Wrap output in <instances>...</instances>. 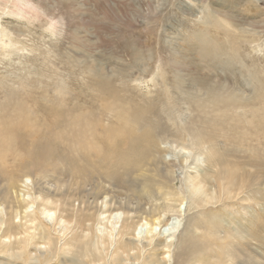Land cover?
<instances>
[{
	"label": "bare ground",
	"instance_id": "1",
	"mask_svg": "<svg viewBox=\"0 0 264 264\" xmlns=\"http://www.w3.org/2000/svg\"><path fill=\"white\" fill-rule=\"evenodd\" d=\"M11 6L0 3L3 56L12 48L27 49L21 34L7 28L1 15L27 19L30 24L35 11L33 6L17 3L13 10ZM203 23L205 29L212 25L222 31L225 38L218 43L205 36V29L193 33L202 44L200 58L215 56L218 50L231 55L245 41L222 15ZM55 24L52 19L44 31L54 30ZM163 70L158 67L156 72L162 78L157 102L137 100L109 76L89 68L75 89L63 78L53 82L50 90L48 84L43 86L39 97L45 102L33 108L29 102L36 104L38 97L29 91L27 78L16 82L0 74V264H28L32 251L42 246L46 252L43 258L39 255L38 264H109V257L115 261L130 251H135L137 264H264V191L260 188L264 170L247 171L242 177V164L235 162L227 145L226 151L216 144L209 146L221 137L234 146V152L248 149L252 158H264V83L252 101L225 92H210L204 100H196L194 122L205 128V135L194 140L189 138L191 127L174 128L163 120L160 109L173 112L175 107L173 84L166 81ZM150 80L156 85L154 77ZM168 136L174 137L167 141L173 146L169 151L174 157L169 160L161 148ZM206 145L201 153L215 171L197 174L190 153ZM105 182L127 189L130 198L121 202L125 209L120 205L109 209L108 203L101 209L100 184ZM246 191L257 196L254 203L260 207L255 218L238 221V226L225 224L213 214L214 208L229 201L249 202L242 196ZM146 198L152 201L146 208L153 213L148 218L140 214L145 212L141 204ZM184 199L196 211L180 227L179 204L169 202ZM127 235L134 239H126ZM157 236L160 251L142 257L146 246L141 241L151 246ZM258 248L263 254L256 252ZM156 255L162 256L163 263Z\"/></svg>",
	"mask_w": 264,
	"mask_h": 264
},
{
	"label": "rangeland",
	"instance_id": "2",
	"mask_svg": "<svg viewBox=\"0 0 264 264\" xmlns=\"http://www.w3.org/2000/svg\"><path fill=\"white\" fill-rule=\"evenodd\" d=\"M8 2L11 3L12 10L17 3L21 6H33L35 9L31 13L30 24L27 19L1 15L7 28L21 34L28 52L12 48L5 57L0 53V74L13 78L16 82L20 77L27 78L25 81L30 85L29 91L38 97L36 104L29 102L31 108L45 102L39 97L44 92L43 86L48 84L50 90L53 82L63 78L75 89L76 85H82L81 77L89 68L96 74L109 76L127 95H134L137 100L157 102L162 78L156 72L160 67L164 69L166 81L173 84L171 90L175 102L173 112L166 108L160 109L163 120L167 124H174V128L191 127L193 132L189 138L199 140L198 136L205 135V128L194 122L196 100H204L210 92H225V95L233 94L240 101H252L261 91L260 84L264 83V0H0L3 4ZM210 15H222L230 21L234 30L245 37V41L239 42L240 46L235 53L230 55L228 51L218 50L215 56L208 54L203 58L199 57L202 44L192 34L205 29L206 23L203 22L211 19ZM50 19L57 21V25L52 31H44ZM205 33L207 38L218 43H222L225 38L223 32L212 25L205 29ZM31 48L34 50L31 51ZM175 64L177 68L174 67ZM152 77L155 78L156 85H152ZM49 95H53L51 91ZM239 110L241 109H238V113H243ZM173 138L168 136L161 144L166 152L162 156L167 160L174 157L169 151H173V146L169 144ZM248 141L253 144L252 138ZM226 142L217 137L209 146L216 144V147L226 151L227 145L231 156H236L233 158L235 162L242 164V177L247 171L261 173L264 170V158H252L247 148L234 152V146H229ZM207 145L197 146L190 153L191 156L194 155V167L197 165L192 171L197 174H203L205 170L215 171L205 161V152L201 153L207 149ZM244 154L251 159L242 158ZM249 161H254V164ZM175 182L179 185L178 179ZM100 185L101 192L103 191L99 194L102 210L106 208L105 203H108L107 208L115 209L130 198L129 192L122 186L108 182ZM260 188L264 191V183H260ZM254 193H243L242 196L246 199L248 197L249 202L229 201L214 208L213 214L223 219L225 224L232 222L238 226V221L245 222V219L255 218L260 205L254 203V198L257 197ZM105 194L108 197L100 201ZM113 201L115 204L112 205ZM136 201L133 198L132 204ZM149 203L152 201L146 198L141 204L145 212L140 214L146 218L153 215L146 209ZM169 203L179 204L180 227L185 226L187 216L196 211L193 205L188 208L189 201L186 199L180 203ZM73 204L75 207L79 206L78 201ZM146 230L147 227L144 226L143 233ZM125 238L134 239L132 235ZM154 239L151 246L146 240L141 241V245L146 246L142 257L160 251L156 244L158 236ZM42 247L32 251L28 264H38L39 255L43 258L46 247ZM150 247L154 250L149 249ZM256 252L261 254L262 248L256 249ZM134 254L135 251L121 253L116 262L110 257L108 261L109 264H137L138 261L133 259ZM157 258L163 263L161 255Z\"/></svg>",
	"mask_w": 264,
	"mask_h": 264
}]
</instances>
